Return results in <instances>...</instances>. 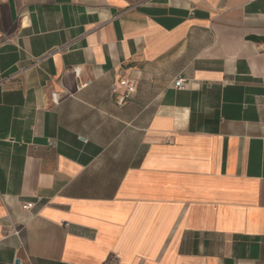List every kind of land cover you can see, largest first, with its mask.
<instances>
[{
  "label": "crops",
  "instance_id": "1",
  "mask_svg": "<svg viewBox=\"0 0 264 264\" xmlns=\"http://www.w3.org/2000/svg\"><path fill=\"white\" fill-rule=\"evenodd\" d=\"M16 262L264 264V0H0Z\"/></svg>",
  "mask_w": 264,
  "mask_h": 264
},
{
  "label": "built area",
  "instance_id": "2",
  "mask_svg": "<svg viewBox=\"0 0 264 264\" xmlns=\"http://www.w3.org/2000/svg\"><path fill=\"white\" fill-rule=\"evenodd\" d=\"M175 87L178 90L183 89V82L181 79L175 82ZM135 83L129 79L120 78L113 82L111 87L112 95L115 96L117 104L124 105L130 96L135 92ZM35 207V203L28 202L22 205L23 210H32ZM21 264V263H18Z\"/></svg>",
  "mask_w": 264,
  "mask_h": 264
},
{
  "label": "water",
  "instance_id": "3",
  "mask_svg": "<svg viewBox=\"0 0 264 264\" xmlns=\"http://www.w3.org/2000/svg\"><path fill=\"white\" fill-rule=\"evenodd\" d=\"M16 264H18V262H16Z\"/></svg>",
  "mask_w": 264,
  "mask_h": 264
}]
</instances>
